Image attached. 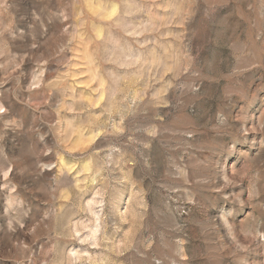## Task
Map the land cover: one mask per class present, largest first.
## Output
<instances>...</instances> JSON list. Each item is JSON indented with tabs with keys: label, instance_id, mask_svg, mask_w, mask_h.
I'll return each mask as SVG.
<instances>
[{
	"label": "clouds",
	"instance_id": "obj_1",
	"mask_svg": "<svg viewBox=\"0 0 264 264\" xmlns=\"http://www.w3.org/2000/svg\"><path fill=\"white\" fill-rule=\"evenodd\" d=\"M195 2L141 0L136 7L162 8L159 27L188 24L199 42L201 17L176 11ZM91 6L92 0H33L27 29L0 30V264H153L155 249L145 237L161 220L179 222L167 233L163 264H264V137L257 147L246 136L264 131V122L230 132L221 118L231 111L220 74L197 71L200 61L194 65L187 50L181 65L157 43L164 34L123 48H106L111 40L97 45ZM105 6L123 10L104 25L110 35L132 5ZM229 14L248 33L250 60L264 57V0H234ZM88 45L93 53L105 47L104 54L90 60ZM77 46L83 50L67 56ZM255 75L238 65L227 79L244 86ZM133 130L144 143L128 165H136L139 191L147 188L152 202L151 211L138 205L135 222L97 166L106 145L132 140ZM113 164V171L122 169L123 154ZM131 174L129 166L124 175L136 188ZM90 199L97 201L92 209Z\"/></svg>",
	"mask_w": 264,
	"mask_h": 264
},
{
	"label": "rangeland",
	"instance_id": "obj_2",
	"mask_svg": "<svg viewBox=\"0 0 264 264\" xmlns=\"http://www.w3.org/2000/svg\"><path fill=\"white\" fill-rule=\"evenodd\" d=\"M106 2L107 0H92V6L88 10L96 24L97 45H103L104 40H111L112 43L107 44L106 48L113 49L117 46L123 48L126 42L133 40L144 41L146 37L153 38L164 34L165 38L163 40L158 39L157 43L162 44L164 48L170 47L169 54L177 57L181 65L185 62L184 52L187 50V55L193 57L194 65H196L197 61H200L196 67L197 71H202L203 74H220L221 78L218 82L224 85L223 104L228 106L231 111L230 118L227 113H222L221 118L228 121L231 126L229 128L230 132L235 133L236 128L240 130L256 129L264 122V75H261L264 73V57L250 60L248 33L241 31L238 23L240 17L229 14V9L232 7L234 0H227V3L225 0H196L191 9L176 10L180 14L191 11L193 13L192 20L201 17L199 24L203 25V31L200 33L199 42H197L195 37H191L190 34L194 29L189 28L188 24H185L183 28L175 25H171L168 28L159 27L160 21L156 17H165L167 14L163 12L162 8H153L151 13H147V9L138 10L136 6L140 4L141 0H128L132 7H129L127 11L132 13V15L124 17L122 22L117 23L115 27L110 29L109 35V30H105L104 25L118 21L123 10L115 6L106 7ZM113 2L116 3L117 0H113ZM157 2L161 4L175 3V0H157ZM202 8L207 12L206 16H202ZM53 10L55 11L56 9ZM32 11L33 0H7V4L4 7H0V30L9 24L12 31L20 28L27 29L28 25L32 23ZM128 25H131L135 30L128 28ZM157 27H159V32L154 30ZM212 29H215V31L212 32ZM125 30L131 34L125 35ZM181 32L184 33L182 37L180 36ZM225 32L227 44L224 43ZM80 37L86 39L83 33L80 34ZM262 38H264V34H262ZM63 42H66V39ZM93 47L95 45H88L87 51L92 54L90 60L94 61L97 54H104L105 47H99L97 53H93ZM82 50L77 46L73 52L66 51V54L71 57L74 54H79ZM163 50V48H159L157 51L163 52ZM134 62V56H127L129 65ZM238 65L247 66L249 74H257L252 76L247 85L241 86L237 84L236 81L239 79L237 77H233L231 80L227 79L229 72ZM75 71H79V69H75ZM81 79H84V77H81ZM165 79H168V77H165ZM212 82L215 83L217 80L213 78ZM93 86L95 87V85ZM141 135V133L133 130L132 140L125 141L123 144L106 145L110 150L101 153L102 159L97 164L98 167H101V175L106 177L105 183L108 184L110 190L117 196L125 198L126 203L121 208V211L131 222L136 221L138 205L141 202L148 205L149 211L152 208L147 188H144L143 195L139 191L143 187V182L137 181L136 165H128V161L132 157L139 159L140 155H142L141 149L144 141L139 139ZM246 136L249 145L255 142L256 146L259 147V141L261 137H264V131L247 132ZM238 138L242 141L244 140V137ZM164 143L170 142L165 141ZM172 148L176 149L174 143H172ZM176 150L178 151V149ZM120 154H123L125 166L120 170L113 171L112 169L115 168L113 161L117 160ZM129 166L132 168V181L137 183L136 188H133L132 183L124 175ZM129 202L131 204L130 207L128 206ZM96 203L95 199H90L89 209L94 208ZM172 203H176L175 199H173ZM177 223L179 222L166 224L164 220H161V228L156 229L155 234L150 231L148 236L145 237V240H150L155 249V252H153V264H156V261H160L163 264L161 255L167 251L165 247L169 241L167 233L171 229L176 228ZM132 226L133 224L130 223L126 227ZM141 231L143 230L141 229ZM136 235L139 236V233H136ZM180 238L181 236L178 234L172 237L174 240ZM158 240L159 247H157ZM148 251L152 252V249Z\"/></svg>",
	"mask_w": 264,
	"mask_h": 264
}]
</instances>
